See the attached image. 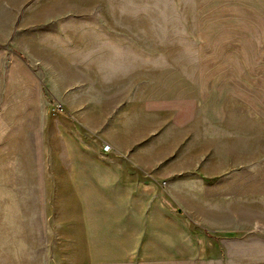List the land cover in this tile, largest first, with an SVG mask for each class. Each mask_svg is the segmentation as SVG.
Segmentation results:
<instances>
[{
    "label": "crops",
    "instance_id": "crops-1",
    "mask_svg": "<svg viewBox=\"0 0 264 264\" xmlns=\"http://www.w3.org/2000/svg\"><path fill=\"white\" fill-rule=\"evenodd\" d=\"M169 26L193 30L166 52L147 29ZM0 80V264L49 263L58 238L79 264L162 259L163 189L101 125L221 124L230 101L264 125V0H0Z\"/></svg>",
    "mask_w": 264,
    "mask_h": 264
},
{
    "label": "rangeland",
    "instance_id": "rangeland-1",
    "mask_svg": "<svg viewBox=\"0 0 264 264\" xmlns=\"http://www.w3.org/2000/svg\"><path fill=\"white\" fill-rule=\"evenodd\" d=\"M191 30L147 29L166 52L176 46L173 38L187 40ZM169 113L149 109L146 119L101 125L125 156L118 160L133 166L132 175L156 179L163 189V245H155L163 246V258L122 264H264V125L257 113L239 101L228 103L221 124L201 117L178 124ZM59 240L52 261L38 257L37 264H79L75 242ZM144 241L145 254L160 253L151 251V235Z\"/></svg>",
    "mask_w": 264,
    "mask_h": 264
},
{
    "label": "built area",
    "instance_id": "built-area-1",
    "mask_svg": "<svg viewBox=\"0 0 264 264\" xmlns=\"http://www.w3.org/2000/svg\"><path fill=\"white\" fill-rule=\"evenodd\" d=\"M60 106H61V105H57V111H61V110H63L62 107H60ZM109 149H110V147L107 146V145H105V146L103 147V150H104L105 152H108Z\"/></svg>",
    "mask_w": 264,
    "mask_h": 264
}]
</instances>
